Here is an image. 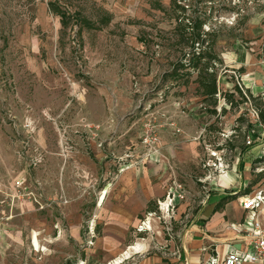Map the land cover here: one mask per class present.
<instances>
[{
  "label": "rangeland",
  "instance_id": "obj_1",
  "mask_svg": "<svg viewBox=\"0 0 264 264\" xmlns=\"http://www.w3.org/2000/svg\"><path fill=\"white\" fill-rule=\"evenodd\" d=\"M47 1L0 0V264H174L164 240L189 223L213 182L227 177L226 191L244 192L264 173L255 109H264V0H61L95 24L108 13L98 28L63 27ZM177 5L214 31L220 93L237 84L247 101L219 96L208 113L194 83L163 80L178 54L170 46ZM82 126L93 138L100 131L101 164L40 175L44 158L33 163L32 147L48 137L65 161L74 148L65 130ZM252 140L239 169L235 148ZM144 171L157 208L120 228L106 197ZM179 204L187 206L180 216ZM148 218L163 239L144 227Z\"/></svg>",
  "mask_w": 264,
  "mask_h": 264
},
{
  "label": "crops",
  "instance_id": "obj_2",
  "mask_svg": "<svg viewBox=\"0 0 264 264\" xmlns=\"http://www.w3.org/2000/svg\"><path fill=\"white\" fill-rule=\"evenodd\" d=\"M94 105V108L96 107V110L94 109V116L102 118L104 113L102 105H97L96 101ZM68 114H72L70 116L74 117V119H77V116L81 115L77 110H70ZM89 114L91 115V113ZM90 115L89 118L84 115V118L90 119ZM253 126L255 127L254 124ZM65 132L67 138L74 144L73 151L65 161H63L64 158L59 154L58 143L49 142L48 137V142L40 143V151L38 148L32 147L33 154L39 152L42 156L44 155V163L39 171L40 175L55 176L60 172V174L65 173L64 176H66L70 172V166L74 164H77L86 171L87 168H95L96 164H101L104 159V150L102 147H99L101 143H98L97 140L99 138L102 139V136L98 137L100 131H96L97 138H93L91 129H86L83 126L70 127ZM5 140L0 134V141L4 142ZM257 145L258 142H255L245 151H241L240 146L235 148L237 149L236 157L239 169L243 168L245 163L243 162L244 156L249 157L252 155ZM62 164L63 167L60 170L59 165L62 166ZM129 174V176L124 178L126 189L119 188L118 186L114 188L108 193L103 206H106L111 214L119 216V218L115 219L116 224L114 225H119L120 228L124 227V229H129L130 226L134 225L139 215L145 212H153L157 208L154 202L157 189L151 187L148 173L144 171L137 175ZM226 179L228 178L223 177L221 180L213 182L214 186L202 198L201 204H197V207L190 206V209H194V211L191 210L192 217L189 223L180 229L177 236L164 240L167 241L166 245L168 249L172 251V261L174 264H221L222 258L228 250H235L239 253L252 250L247 231L249 223L253 221V218L250 212L241 206V199L242 196L252 193L259 188L264 189V173L260 174V179L252 182L253 184H249L244 192L239 190L233 192L226 191L225 186L230 183ZM116 199L123 201L118 202ZM163 207H165V204H163ZM185 207L187 209V206H182V204L177 205L176 213L180 216L184 213ZM33 210L40 212L39 209L33 208ZM254 219L264 226V205L255 211ZM155 239L159 241L163 237H158L155 234ZM243 264H264V261H245Z\"/></svg>",
  "mask_w": 264,
  "mask_h": 264
},
{
  "label": "trees",
  "instance_id": "obj_3",
  "mask_svg": "<svg viewBox=\"0 0 264 264\" xmlns=\"http://www.w3.org/2000/svg\"><path fill=\"white\" fill-rule=\"evenodd\" d=\"M61 0H48L47 6L50 11L57 14L61 25L67 26L70 20L78 24L79 28H98L102 24L110 21V15L105 14L100 19V24H95L92 20L82 16L77 10L69 11L62 6ZM175 7V4L173 5ZM182 12H176L174 15V25L172 32L175 41L170 44L177 49V56L171 60L169 67L162 75L163 80L173 82L177 85L187 86L190 83L195 84V93L200 97V101L206 104L205 110L208 113H216L218 97L222 96L228 104L238 102L235 100V94L241 98L239 101H247V97L241 88L235 84L233 91L220 93L218 87V64L221 62L218 54L214 50L216 42L213 36V30L203 28L205 19L199 16H191L183 13L184 7L178 6ZM251 96V93H248ZM224 109V108H222ZM257 109L256 122L264 125V109ZM252 128V124H249ZM254 140L248 144L240 146L241 151H245L254 144ZM264 159V154H263Z\"/></svg>",
  "mask_w": 264,
  "mask_h": 264
},
{
  "label": "built area",
  "instance_id": "obj_4",
  "mask_svg": "<svg viewBox=\"0 0 264 264\" xmlns=\"http://www.w3.org/2000/svg\"><path fill=\"white\" fill-rule=\"evenodd\" d=\"M42 158V154L36 152L33 156V163L40 162ZM263 205L264 189L262 188L242 196L241 206L248 210L253 218V221L249 223V229L247 231L252 250L244 253L228 250L222 258L221 264H243L245 261H264V226L260 225L257 220L254 219L255 211Z\"/></svg>",
  "mask_w": 264,
  "mask_h": 264
},
{
  "label": "bare ground",
  "instance_id": "obj_5",
  "mask_svg": "<svg viewBox=\"0 0 264 264\" xmlns=\"http://www.w3.org/2000/svg\"><path fill=\"white\" fill-rule=\"evenodd\" d=\"M164 203V202H163ZM163 206V205H162ZM165 208V207H164ZM144 227L148 228V229H153V231L155 232V234L160 237L161 236V232L159 230V227L157 225V221L155 220V218H148L146 221L143 222ZM139 246L137 244H133V245H129L127 246V248L124 251V254H127L130 250L136 249ZM120 260V257L116 258L114 261L109 262L108 264H114L117 263ZM122 260V259H121Z\"/></svg>",
  "mask_w": 264,
  "mask_h": 264
}]
</instances>
